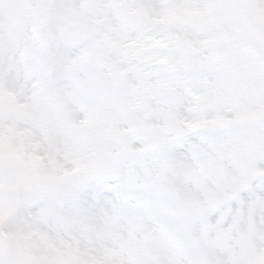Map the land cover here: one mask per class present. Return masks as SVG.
<instances>
[{
  "label": "snow or ice",
  "instance_id": "snow-or-ice-1",
  "mask_svg": "<svg viewBox=\"0 0 264 264\" xmlns=\"http://www.w3.org/2000/svg\"><path fill=\"white\" fill-rule=\"evenodd\" d=\"M0 264H264V0H0Z\"/></svg>",
  "mask_w": 264,
  "mask_h": 264
}]
</instances>
